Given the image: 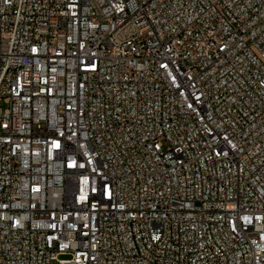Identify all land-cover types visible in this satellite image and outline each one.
<instances>
[{"label": "built area", "instance_id": "2783aa9c", "mask_svg": "<svg viewBox=\"0 0 264 264\" xmlns=\"http://www.w3.org/2000/svg\"><path fill=\"white\" fill-rule=\"evenodd\" d=\"M0 264H264V0H0Z\"/></svg>", "mask_w": 264, "mask_h": 264}]
</instances>
